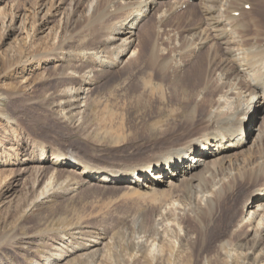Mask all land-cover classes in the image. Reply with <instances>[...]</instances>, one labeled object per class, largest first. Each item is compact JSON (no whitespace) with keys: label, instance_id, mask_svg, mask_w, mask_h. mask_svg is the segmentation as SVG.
Here are the masks:
<instances>
[{"label":"bare ground","instance_id":"obj_1","mask_svg":"<svg viewBox=\"0 0 264 264\" xmlns=\"http://www.w3.org/2000/svg\"><path fill=\"white\" fill-rule=\"evenodd\" d=\"M99 7V0H91L86 12L88 23L99 25L97 43L88 45L83 39L76 49L65 50L63 45L71 42L67 39L55 51L59 78L69 85L60 94L67 110L61 122L83 126L87 115L115 96L103 101L97 88L122 75H128L132 90H140L138 98L153 97V76L168 73L174 82L183 77L195 93L185 91L177 111L167 107L175 92L153 97L159 104L157 124L173 122L170 128L154 129L158 140L174 135V141L140 166L102 168L41 149L38 170L42 173L49 162L56 168L35 204L48 205L64 183L69 184L64 193L72 196L83 187L124 188L128 196L165 195L167 201L154 218L155 236L144 233L142 218L129 224L118 240L83 220L70 228L72 239L60 237L35 264H125L129 229L136 245L131 253L153 264H264V0H107ZM144 71L150 76L143 77ZM49 153L55 154L52 160ZM58 169L66 171L59 178ZM249 187L236 220L227 200ZM218 205L224 209L218 225L203 227L202 218H210ZM196 237L206 240L199 243ZM157 244L160 248L153 252ZM199 245L203 255L196 256Z\"/></svg>","mask_w":264,"mask_h":264},{"label":"rangeland","instance_id":"obj_2","mask_svg":"<svg viewBox=\"0 0 264 264\" xmlns=\"http://www.w3.org/2000/svg\"><path fill=\"white\" fill-rule=\"evenodd\" d=\"M99 1V8L103 9L107 0ZM90 2L0 0V96L6 97L0 101V264H35L36 259L46 255L52 246L58 244L60 237L67 239L70 235L68 239H72V230L83 220L109 238L112 236L118 240L119 234L125 235V228L129 224L142 218L144 233L155 236L154 218L165 206V195L128 196L124 188L107 190L83 187L72 196L64 193L69 187V184L64 183L61 186L62 193L57 190L48 205L35 204L40 189L56 168L49 162L42 173L38 170L41 167V149L48 152L56 150L66 157L102 168L140 166L157 158L174 141V135L158 140L154 129L160 126L170 128L173 122L169 120L157 124L159 104L153 97L158 98L161 94L168 97L171 92H175L177 97L167 107L169 111H177L185 91L195 93V89L187 86L183 77L174 82L168 73L166 77L153 76L152 84L149 85L155 88L153 97L151 94L154 100H149L150 93L147 95L149 98L145 95L138 98L140 90H132V81L128 75H122L106 80L97 88L96 96L103 101L112 93L115 96L111 103L106 101L105 108L101 107L100 111L97 109L94 114L87 115L83 126L72 128L61 122L60 118L67 110L64 104H60V94L69 85L59 78L62 69L56 67L55 51L67 39H71V42L63 45L65 50L76 49L83 39H88V45L97 43L99 25H90L86 16ZM170 22L163 26L165 30L169 29ZM141 75L150 76L146 71ZM122 85L124 87L119 88ZM6 117L11 120L8 121ZM54 156L49 153L48 158L52 160ZM25 158L30 161L24 164L22 160ZM58 170L55 174L57 178L61 176L60 173L66 172ZM251 190L252 187L243 189L237 198L227 200L226 206L233 207L234 219H239L242 214L241 207ZM77 213L79 218L82 216L80 221L77 220ZM60 214L70 217L63 218ZM222 214L224 209L218 205L210 218H202V226H217ZM224 226L228 230L232 228L229 224ZM127 231L132 242L133 229ZM31 235L35 236L34 239L28 238ZM222 238L220 236L212 241L216 243ZM196 239L199 243L206 240L205 237ZM129 240L125 241V253L129 256L125 254V264H139L140 261V264H153L150 260L145 261L133 255L131 252L136 249V245ZM167 246L172 247L173 244ZM167 246L165 249L169 252ZM159 248V244L151 247L153 252ZM115 252L117 254L113 249V255ZM129 253L136 257L137 262ZM197 253L203 255L200 245L196 256ZM192 264H202V261Z\"/></svg>","mask_w":264,"mask_h":264}]
</instances>
